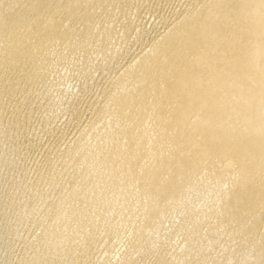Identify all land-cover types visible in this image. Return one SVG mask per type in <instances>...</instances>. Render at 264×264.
Wrapping results in <instances>:
<instances>
[{
    "label": "rangeland",
    "instance_id": "rangeland-1",
    "mask_svg": "<svg viewBox=\"0 0 264 264\" xmlns=\"http://www.w3.org/2000/svg\"><path fill=\"white\" fill-rule=\"evenodd\" d=\"M46 1L0 19V32L15 13L53 32L27 61L0 43V264H264V147L242 141L247 89L225 90L215 40L251 0H49L44 15ZM263 95L250 115L264 118Z\"/></svg>",
    "mask_w": 264,
    "mask_h": 264
},
{
    "label": "bare ground",
    "instance_id": "bare-ground-1",
    "mask_svg": "<svg viewBox=\"0 0 264 264\" xmlns=\"http://www.w3.org/2000/svg\"><path fill=\"white\" fill-rule=\"evenodd\" d=\"M56 1L57 0H53L51 3L54 5V6H56V5H59V4H57L56 3ZM88 1V0H87ZM95 1V0H94ZM99 1H101V0H96V2H99ZM236 1V0H235ZM246 1V0H245ZM222 2V1H221ZM223 2H225V0L223 1ZM238 2V1H237ZM239 2H242V1H239ZM243 2H244V0H243ZM248 2H250L249 0L246 2V3H248ZM25 3V2H24ZM47 3H50V1L48 0V1H46V3H44L43 4V6H42V11H39V13L41 12L42 14H46V10L47 11H49V10H51V9H49V8H47V6L46 5H48ZM81 3V2H80ZM133 3V2H132ZM245 3V4H246ZM42 4V3H41ZM84 4V3H83ZM107 4V3H106ZM219 4V3H218ZM217 4V5H218ZM223 4V3H222ZM222 4H220L219 6H217V8H216V11H222L221 10V8H223L224 7V4H223V6H222ZM234 4V3H233ZM232 4V5H233ZM53 5H51V6H53ZM77 5V4H76ZM79 5V4H78ZM85 5H86V3H85ZM215 5V4H214ZM235 5V4H234ZM50 5H48V7H49ZM81 6V5H80ZM108 5H106L105 6V9H107L106 7H107ZM205 6V5H204ZM209 6V5H208ZM207 6V7H208ZM228 6V5H227ZM226 6V7H227ZM238 6V5H237ZM36 7V6H35ZM41 7V6H40ZM242 7H244V6H242ZM247 7H249V9L247 8ZM78 8V7H77ZM84 8H87V7H85L84 6ZM83 8V9H84ZM210 8H212V7H210ZM229 8V7H228ZM234 8V7H233ZM240 8V7H239ZM40 9V8H39ZM49 9V10H48ZM79 9V8H78ZM82 9V8H81ZM88 9V8H87ZM207 9V8H206ZM236 9V8H235ZM241 9V8H240ZM15 9H13V11H14ZM205 10V9H204ZM212 9H210V11H211ZM223 10H224V8H223ZM227 10V9H226ZM234 10V9H233ZM242 10V9H241ZM61 11V10H60ZM71 11V10H70ZM209 11V12H210ZM214 11V10H213ZM228 11H230V10H228ZM12 12V11H11ZM11 12H9V13H11ZM85 12V10L82 12V13H78L77 14V16L79 17H82V16H85L86 17V14L84 13ZM90 12V11H89ZM223 12H225V11H223ZM234 12H235V10H234ZM237 12V11H236ZM9 13H7V14H9ZM38 13V14H39ZM49 13V12H48ZM87 13H88V10H87ZM94 13V12H93ZM204 13V12H203ZM211 13H212V11H211ZM210 13V14H211ZM220 13V12H219ZM232 13V12H231ZM231 13H230V15H231ZM240 13V12H239ZM242 13H245V18L243 19V21L241 22L240 21V23H238L237 25H235L236 26V29H234V30H231V27H229L230 28V32H229V30H227L226 28H228V27H226L224 30H222V31H220V32H218V34H217V38L215 39V40H219V42H221V40H222V38H223V40H222V43L224 42L225 44H223L222 46H220L219 45V50H216V51H218V52H216V53H218V55H216V57H218V65L220 66V64H222L223 65V62L224 61H227V63L225 64V65H223L224 66V69H226L227 67H229V68H227V69H229V72L230 73H227L226 71H227V69H226V71L222 74V75H224L225 76V73H227L228 74V77L229 78H227V76L226 77H223V79L224 78H226L227 80L228 79H230V81H231V78H233V79H235L234 81L236 82V84H234L235 82H233V84H234V86H233V84H232V81H231V84L230 83H228L227 82V80L225 81V79L223 80V79H220V78H218L217 79V81L220 83V80H223L225 83L227 82V84L229 85V87H226V86H224L225 87V90H227V89H229V90H231V89H233V93H236V94H234V95H236L235 97H238L239 95H238V93L237 92H239L240 91V89L242 90L243 88H241V86H242V83H243V85L245 84V88L247 89L246 91L244 90V94H243V92L241 91V92H239L240 93V97H238V99L237 100H239V98H241V100H239L240 101V105H237V103L235 104V105H237L236 106V108H237V110L238 109H241L240 111H243L242 113H243V116L242 117H244V118H249V119H247V120H249L250 122V125H247V127H245L246 126V124H244L245 126V128H246V131H249L248 132V136H249V138H248V141H244V140H242L243 142H245L244 144L246 145V142L248 143L247 145H246V147H250L251 145H252V143H254L253 145L255 146V144L258 142V145H260L261 144V146L262 147H264V118H260V117H258L256 114H253V115H250V111H248V109H252V108H250V104H249V100L247 99V97L249 98L250 96H251V98L253 97V96H257L258 97V95H260V94H264V0H251V3L249 4H246V8L245 9H243V11H242ZM249 14L248 16H247V14ZM6 14V15H7ZM37 14V13H36ZM35 14V15H36ZM41 14V15H42ZM90 14V13H89ZM206 14V13H205ZM215 14V13H214ZM6 15H4V16H6ZM11 15V14H10ZM48 15V14H47ZM46 15V16H47ZM59 15V14H58ZM88 15V14H87ZM92 15V14H91ZM207 15H209V14H207ZM224 15V14H223ZM235 15H237V13L235 14ZM240 15V14H239ZM243 16H244V14H242ZM251 15V16H250ZM4 16H2V17H4ZM89 16V15H88ZM197 16V15H196ZM210 16V15H209ZM215 16H216V14H215ZM225 16V15H224ZM1 17V18H2ZM10 17V16H9ZM32 17H34V15L33 16H31L30 18H32ZM42 17V16H41ZM44 17V16H43ZM91 18H92V16H90ZM90 17H87L89 20H91V18ZM204 17V16H203ZM227 17V16H226ZM236 17V16H235ZM238 17V16H237ZM0 18V19H1ZM6 18H8V16L6 17ZM11 18V23H10V25H12V23H13V27L15 28V30H14V33H12V32H7V30L6 31H1L0 32V43H1V41H4V42H7V44L6 45H4L3 46V48H4V50H6L7 52H10V50H11V52L12 51H16V53H14L16 56H17V58H18V60L20 59H23V58H25V56L27 57V55L29 54V53H25V51L28 49L32 54L33 53H36V54H40L41 52H42V45L44 44V40H45V38H46V36L47 35H49V32H51V33H53L52 32V30H51V28H50V31H48L47 32V30L46 29H49V28H46V26H45V24L47 23H43V22H41L42 24H40V25H37L36 24V22L37 21H40L41 20V18H39V19H37L38 17H36V21L34 20L33 21V19H30V18H27V16L25 17V15L23 16V14H21V13H15L12 17H10ZM9 18V19H10ZM77 18V17H76ZM84 19V18H83ZM191 19V18H190ZM46 20V19H45ZM232 20H234V19H232ZM6 21V20H5ZM9 21V20H8ZM192 21H193V19H192ZM214 21L216 22V20L214 19ZM237 21V20H236ZM90 22V21H89ZM189 22H191V21H189ZM188 22V23H189ZM197 22V21H196ZM230 22V21H229ZM235 22V21H234ZM234 22L232 23V24H234ZM85 23V22H84ZM87 23V22H86ZM85 23V24H86ZM91 23V22H90ZM184 23H185V20H184ZM202 23V22H201ZM237 23V22H236ZM9 24V23H8ZM7 24V25H8ZM84 24V25H85ZM183 24V23H182ZM194 24H195V22H194ZM210 24H212V23H210ZM209 24V25H210ZM220 24H223V23H220ZM50 25V24H49ZM87 25V24H86ZM89 25V24H88ZM184 25V24H183ZM186 25H188V24H186ZM185 25V26H186ZM189 25H190V23H189ZM196 25V24H195ZM231 25V24H230ZM192 26V25H191ZM47 27H49L48 26V23H47ZM53 27H54V25H53ZM180 27V26H179ZM196 27H198L197 25H196ZM195 27V28H196ZM222 27V26H221ZM220 27V28H221ZM2 28V27H1ZM59 28V27H58ZM84 28H86V27H84ZM183 28V27H182ZM187 28H189V26L187 27ZM205 28V27H204ZM204 28H202V29H204ZM217 28H219V27H216V29ZM7 29V28H6ZM12 29V28H11ZM54 29V28H53ZM180 29V28H179ZM184 29V28H183ZM201 29V28H200ZM199 29V30H200ZM213 29V28H212ZM1 30V29H0ZM2 30H4V28L2 29ZM188 30V29H187ZM87 31H89V30H87ZM86 31V32H87ZM179 31V30H178ZM182 31V30H181ZM210 31H211V29H210ZM214 31V30H213ZM217 31H219V30H217ZM92 32V31H91ZM183 32V31H182ZM181 32V33H182ZM203 32V31H202ZM50 33V34H51ZM55 33V32H54ZM85 33V32H84ZM178 33V32H177ZM8 34H10L9 35V38H11V39H9V40H7L6 39V37H8ZM88 34V33H87ZM175 34V33H174ZM174 34H173V36H174ZM180 34V33H179ZM209 34V33H208ZM212 34V33H211ZM78 35H80V34H78ZM84 35V34H83ZM187 34H185V36H186ZM51 36V35H50ZM166 36H169L168 34L166 35ZM164 37V38H167V37ZM171 36V35H170ZM180 36V35H179ZM184 36V37H185ZM203 36V35H202ZM208 36H210V35H208ZM207 36V37H208ZM181 37V36H180ZM63 38V37H62ZM84 38V37H83ZM87 38V37H86ZM200 38V37H199ZM209 38H211V36L209 37ZM82 39V38H81ZM180 39L181 38H179V41H180ZM207 39V38H206ZM11 40V41H10ZM176 40H178V38L176 39ZM214 40V39H213ZM48 41H50V38H49V40ZM55 41V40H54ZM165 41V40H164ZM173 41V40H172ZM187 41V40H186ZM9 42V43H8ZM82 42V41H81ZM163 42V41H162ZM166 42H169V41H166ZM165 42V43H166ZM211 42V41H210ZM46 43H47V41H46ZM52 43V42H51ZM164 43V42H163ZM216 43V44H215ZM217 43L218 42H214V44L213 45H216L217 46ZM4 44V43H3ZM2 44V45H3ZM50 44V43H49ZM173 44H174V42H173ZM175 44H176V42H175ZM179 44V43H178ZM193 44V43H192ZM196 44V43H195ZM210 44H212V43H210ZM45 45V44H44ZM43 45V46H44ZM170 45V44H169ZM184 45V44H183ZM204 45V44H203ZM209 45V44H208ZM165 46V45H164ZM177 47H178V45H176ZM175 46V47H176ZM206 46V45H205ZM46 47V46H45ZM49 47V46H48ZM51 47V46H50ZM53 47V46H52ZM60 47V46H59ZM158 47V46H157ZM184 47V46H183ZM207 47V46H206ZM218 47V46H217ZM0 48H2V47H0ZM44 48V47H43ZM173 48V47H172ZM180 48V47H179ZM178 48V49H179ZM214 48V47H213ZM47 49V48H46ZM50 49V48H49ZM48 49V51H50ZM61 49V48H60ZM171 49V48H170ZM209 49V48H208ZM212 49V48H211ZM27 50V52H29ZM43 50H45V49H43ZM56 50V49H55ZM164 50V49H163ZM182 50V49H181ZM210 50V49H209ZM213 51H214V49H212ZM47 51V50H46ZM52 51V50H51ZM53 51H54V49H53ZM58 51V50H57ZM165 51V50H164ZM183 51V50H182ZM59 52V51H58ZM57 52V53H58ZM180 52V51H179ZM201 52V51H200ZM207 52V51H206ZM210 52L211 53H213L211 50H210ZM207 53L209 56H210V54L211 53ZM1 53V52H0ZM30 53V54H31ZM46 53V52H45ZM181 53V52H180ZM183 53V52H182ZM181 53V54H182ZM196 53V52H195ZM195 53H194V55H195ZM203 53V52H202ZM205 53V52H204ZM2 54V53H1ZM4 54H6V53H4ZM3 54V55H4ZM12 54V53H11ZM35 54V55H36ZM42 54V53H41ZM206 54V53H205ZM205 54H203V55H205ZM14 55V56H15ZM34 55V57L36 58V56ZM183 55V54H182ZM191 55V54H190ZM207 55V56H208ZM7 56H9L10 57V54L8 55L7 54ZM30 56H32V55H30ZM40 56V55H39ZM186 56V55H185ZM207 56H206V59H207ZM212 56V55H211ZM210 56V58L212 59L213 57H211ZM3 57V56H2ZM40 57H42V56H40ZM39 57V58H40ZM44 57H45V55H44ZM197 57V56H196ZM215 57V58H216ZM29 58V57H28ZM31 58V57H30ZM38 58V59H39ZM43 58V57H42ZM198 58V57H197ZM7 59H9V58H7ZM6 59V60H7ZM14 59H16L15 57H14ZM14 59H13V63L15 62L14 61ZM44 59V58H43ZM42 59V60H43ZM195 59V58H194ZM25 60L27 61V59L25 58ZM31 60H33L34 61V58L33 59H31ZM159 60V59H158ZM193 60V59H192ZM198 60V59H197ZM196 60V61H197ZM208 60V59H207ZM4 61V60H3ZM2 61V62H3ZM22 61H24V60H22ZM25 61V62H26ZM39 60H37V62H38ZM149 61V60H148ZM147 61V62H148ZM154 61V60H153ZM195 61V60H194ZM195 61V62H196ZM223 61V62H222ZM40 62H42V61H40ZM156 62V61H155ZM172 62V61H171ZM198 62V61H197ZM222 62V63H221ZM5 63V62H4ZM21 63V62H20ZM28 63V62H27ZM26 63V64H27ZM151 64H153L152 62H150ZM199 63V62H198ZM197 63V64H198ZM208 63V62H207ZM212 63V62H211ZM19 64V63H18ZM26 64H25V66H26ZM178 64V63H177ZM196 64V63H195ZM203 64V63H202ZM213 64H214V62H213ZM9 65V64H8ZM7 65V66H8ZM150 65V64H149ZM148 65V66H149ZM222 65H221V67H219L217 70L215 69V71H218L219 73L220 72H222ZM227 65V66H226ZM229 65V66H228ZM21 66H23V65H21ZM147 66V65H146ZM145 67V66H144ZM214 67H215V65H214ZM3 68H5V67H3ZM10 68V67H9ZM134 68V67H133ZM147 69H148V67H146ZM154 68V67H153ZM194 68V67H193ZM196 68H198V67H196ZM158 69V68H157ZM177 69H178V67H177ZM202 69V68H201ZM200 69V70H201ZM223 69V70H224ZM156 70V69H155ZM189 70V69H188ZM153 71V70H152ZM159 71V70H158ZM195 71V70H194ZM198 72H201V71H199V70H197ZM205 71V70H204ZM203 71V72H204ZM207 71H208V69H207ZM206 71V72H207ZM213 71V70H212ZM211 71V72H212ZM215 71H214V73H215ZM138 72V71H137ZM136 72V73H137ZM198 72H196V73H198ZM202 72V73H203ZM210 72V71H209ZM208 72V73H209ZM156 73V72H155ZM217 73V72H216ZM219 73H217L220 77H221V73L219 74ZM235 74V76H232V74ZM129 74H131V73H129ZM135 74V73H134ZM199 74V77H202L203 75L202 74H200V73H198ZM197 74V75H198ZM206 74V73H205ZM205 74H204V77H205ZM217 74H216V76H217ZM229 74H230V76H229ZM128 75V74H127ZM150 75V74H149ZM163 75V74H162ZM181 75V74H180ZM196 75V76H197ZM208 75V74H207ZM215 75V74H214ZM126 76V75H125ZM161 76V75H160ZM178 76V75H177ZM213 76V75H212ZM212 76H211V78H212ZM218 76V77H219ZM4 77V76H3ZM174 77V76H173ZM231 77V78H230ZM127 78V77H126ZM147 78H149L148 76H147ZM151 78H153V77H151ZM150 78V79H151ZM155 78V77H154ZM162 78V77H161ZM164 78V77H163ZM162 78V79H163ZM167 78V77H166ZM210 78V79H211ZM165 79V78H164ZM192 79V78H191ZM203 79H206V78H203ZM208 79V78H207ZM214 79V80H213ZM213 79H211V80H213L214 81V83H217L215 80H216V78L214 77ZM122 80V79H121ZM155 80V79H154ZM168 80V79H167ZM194 80V79H193ZM192 80V81H193ZM210 80V81H211ZM238 80H240V81H242V83H241V86H240V88L239 87H237L238 85H239V83H240V81L237 83V81ZM146 81V80H145ZM161 81V80H160ZM165 81H166V79H165ZM191 81V80H190ZM191 81V82H192ZM203 81H205V80H203ZM213 81H212V84H214L213 83ZM229 81V82H230ZM148 82V81H147ZM152 82V81H151ZM155 82V81H154ZM178 82V81H177ZM183 82V81H182ZM123 83V82H122ZM161 83V82H160ZM162 83H164V80H163V82ZM167 83V82H166ZM210 83V82H209ZM153 84V83H152ZM158 84V83H157ZM156 84V85H157ZM185 84V83H184ZM226 84V85H227ZM238 84V85H237ZM154 85V84H153ZM160 85V84H159ZM175 85V84H174ZM192 85V84H191ZM202 85V84H201ZM222 85V87H223V84H221ZM225 85V84H224ZM236 85V86H235ZM158 86V85H157ZM185 86V85H184ZM209 87H210V85H208ZM207 86V87H208ZM212 86V85H211ZM214 86H216V85H214ZM213 86V87H214ZM218 86H220L219 84H217V86L215 87V88H217ZM124 87V86H123ZM126 87V86H125ZM153 87V86H152ZM152 87H151V89H152ZM165 87V86H164ZM130 88V87H129ZM138 88V87H137ZM144 88V87H143ZM142 88V89H143ZM194 88H195V86H194ZM150 89V90H151ZM203 89H204V87H203ZM209 89V88H208ZM212 89V88H211ZM219 89V88H218ZM217 89V90H218ZM220 89H222L221 87H220ZM219 89V90H220ZM224 89V88H223ZM222 89V90H223ZM117 90V89H116ZM139 90V89H138ZM144 90V89H143ZM143 90H141L142 92H143ZM173 90V89H172ZM213 90H215L214 88H213ZM210 91L211 92V94H212V96L213 95H215V94H213V92H215V91ZM218 90V91H219ZM239 90V91H238ZM119 91V90H118ZM125 91V90H124ZM140 91V90H139ZM140 91V92H141ZM149 91V90H148ZM147 91V92H148ZM205 91V90H204ZM176 92V91H175ZM200 92V91H199ZM220 92H222V91H219V93ZM223 92H224V96H225V93L226 92H228L230 95H227L226 94V97H230L231 96V93L232 92H230V91H224L223 90ZM222 92V93H223ZM145 93V92H144ZM201 93H202V91H201ZM204 93V92H203ZM207 93H209V92H207ZM232 93V94H233ZM243 95H242V94ZM138 94V93H137ZM210 94V95H211ZM217 94H218V92H217ZM216 94V95H217ZM113 95V94H112ZM118 95V94H117ZM189 95V94H188ZM199 95V94H198ZM197 95V96H198ZM220 95H221V93H220ZM219 95V98H220V100H222L221 99V97H222V95L220 96ZM234 95H232L233 97H234ZM238 95V96H237ZM243 97H242V96ZM120 96V95H119ZM137 96V95H136ZM142 96V95H141ZM185 96V95H184ZM194 96V98H195V96L196 95H193ZM200 96H202V94L200 95ZM223 96V97H224ZM232 96H231V98H232ZM264 96V95H263ZM263 96H262V98H263ZM154 97H155V95H154ZM203 97H205V96H203ZM217 97V96H216ZM216 97H214L213 99H215ZM222 97V98H223ZM226 97H224L225 98V100H227L226 99ZM136 98V97H135ZM202 98V97H201ZM206 98H208V97H206ZM230 98V99H231ZM126 99H128V98H126ZM203 99V98H202ZM205 99V98H204ZM216 99H218V98H216ZM230 99L228 100V101H230ZM250 99V98H249ZM125 100V99H124ZM144 100V99H143ZM191 100V99H190ZM196 100V99H195ZM219 100V101H220ZM224 100V99H223ZM232 100L234 101L235 99H233L232 98ZM237 100H235V102H238ZM263 100V99H262ZM115 101V100H114ZM140 101V100H139ZM149 101V100H148ZM183 101V100H182ZM213 101V100H212ZM211 101V102H212ZM118 103H119V100L117 101ZM116 102V103H117ZM123 101L121 100V103H122ZM145 102V101H144ZM200 102V101H199ZM198 102V103H199ZM216 102H217V100H216ZM215 102V103H216ZM226 102V101H225ZM225 102H223V103H225ZM232 102V101H231ZM234 102V103H235ZM256 102V101H255ZM263 102V101H262ZM261 102V103H262ZM120 103V104H121ZM130 103V102H129ZM137 103V102H136ZM135 103V104H136ZM214 103V102H213ZM221 103V102H220ZM228 103V102H227ZM233 103V102H232ZM239 103V102H238ZM112 104V103H111ZM127 104V103H126ZM125 104V105H126ZM164 104V103H163ZM211 104V103H210ZM231 103H229V105H230ZM116 105V104H115ZM124 105V104H123ZM124 105V106H125ZM146 105V104H145ZM200 105V104H199ZM199 105H198V107H199ZM213 105V104H212ZM224 105V104H223ZM223 105H221L222 107H225L226 109H228L229 110V107H227V105L225 104V106H223ZM232 106V108L235 106H233V104H231ZM257 105V104H256ZM259 105V104H258ZM118 106V105H117ZM122 106V105H121ZM134 106V105H133ZM184 106V105H183ZM207 106H208V104H207ZM210 106V105H209ZM221 106H219V107H221ZM264 106V105H263ZM112 107V106H111ZM114 107V106H113ZM120 107V106H119ZM214 107V106H213ZM216 107V106H215ZM251 107H252V105H251ZM122 108H124V107H122ZM165 108V107H164ZM200 108V110H202L201 109V107H199ZM235 108V107H234ZM235 108V109H236ZM113 109V108H112ZM130 109V108H129ZM194 109H196V110H198L197 109V107L196 108H194ZM209 109V108H208ZM213 109V108H212ZM154 110V109H153ZM232 110V109H231ZM234 110V109H233ZM232 110V111H233ZM237 110H235V111H233L234 113H236V111ZM204 111V110H203ZM230 111V110H229ZM240 111H238L237 113H240ZM115 112V111H114ZM172 112V111H171ZM219 112V111H218ZM176 113V112H175ZM223 113V116H225V112L223 111V110H221V114ZM230 113H231V111H230ZM230 113H227L226 112V114H228V116H231L230 115ZM241 113V114H242ZM140 114V113H139ZM200 115V114H199ZM220 115V114H219ZM236 115V116H235ZM235 115H233L232 114V116H234L235 117V119H237V120H235L236 121V123L238 124L239 123V121L242 123V122H244V121H241L242 119H240L241 118V116H240V118H238L239 116V114L237 115V114H235ZM144 116V115H143ZM193 116V115H192ZM191 116V117H192ZM212 116H214V115H212ZM218 116V115H217ZM223 116H221L222 117V119H223ZM227 116V115H226ZM231 116V117H232ZM238 116V117H237ZM178 117V116H177ZM210 117V116H209ZM219 117V116H218ZM217 117V118H218ZM221 117L220 118H218V119H220V121L222 122L223 120H221ZM231 117H229V118H231ZM234 117H232V118H234ZM172 118V117H171ZM198 118V117H197ZM196 118V119H197ZM232 118L231 119H229V120H231V121H233L232 120ZM240 119V120H239ZM102 120V119H101ZM128 120H129V118H128ZM169 120V119H168ZM198 120V119H197ZM227 120H228V117H227ZM226 120V121H227ZM243 120H245V119H243ZM208 121H209V118H208ZM225 121V122H226ZM231 121H230V123H231ZM235 121H233L232 122V126L233 125H235L236 123H235ZM238 121V122H237ZM246 121V120H245ZM130 121H128V123H129ZM195 122V121H194ZM206 122V121H205ZM210 122V121H209ZM218 122V121H217ZM177 123V122H176ZM199 123H201V122H199ZM207 123V122H206ZM205 123V124H206ZM247 123V122H246ZM175 124V123H174ZM204 124V123H203ZM208 124V123H207ZM222 124H223V122H222ZM222 124H220V125H222ZM236 124V125H237ZM228 126H229V123L227 124ZM230 125V126H231ZM243 125V124H242ZM205 126V125H204ZM212 126V125H211ZM226 126V125H225ZM151 127V126H150ZM202 127V126H201ZM212 127H215V126H212ZM239 127H243V126H238V128ZM249 127V128H248ZM120 128V127H119ZM118 128V129H119ZM233 128H237V127H233ZM248 128V129H247ZM191 131V130H190ZM201 131V130H200ZM208 131V130H207ZM244 131V130H243ZM242 131V132H243ZM245 131V132H246ZM228 132V131H227ZM233 132V131H232ZM245 132H243V133H245ZM155 133V132H154ZM164 133V132H163ZM247 133V132H246ZM123 134V133H122ZM204 134H205V132H204ZM207 134V133H206ZM228 134V133H227ZM201 135H203L202 134V132H201ZM214 135H216V134H214ZM229 135H230V133H229ZM197 136V135H196ZM238 137H240L239 135H237ZM201 137V136H200ZM217 137V136H216ZM230 137V136H229ZM246 137H247V135H246ZM245 137V139L247 140V138ZM195 138V137H194ZM207 137H204V138H202V139H204V141H205V139H206ZM221 138V137H220ZM235 138H236V136H235ZM192 139V138H191ZM208 139V138H207ZM210 139V138H209ZM229 139V138H228ZM200 140V139H199ZM233 140V139H232ZM258 140V141H257ZM212 141V140H211ZM210 141V142H211ZM257 141V142H256ZM228 142H229V140H228ZM233 142V141H232ZM242 142V143H243ZM205 143H207V142H205ZM221 143H222V141H221ZM220 143V144H221ZM231 143V142H230ZM241 142H240V144H242ZM133 144V143H132ZM194 144V143H193ZM212 144H214V143H212ZM223 144V143H222ZM221 144V145H222ZM225 144V143H224ZM235 144V143H234ZM244 144H242L243 145V149L245 148V146H244ZM164 145V144H163ZM205 145V144H204ZM228 145V144H227ZM239 145V144H238ZM238 145H236V146H238ZM252 145V146H253ZM127 146V145H126ZM161 146V145H160ZM176 146V145H175ZM240 146V145H239ZM252 146H251V148H252ZM253 146V147H254ZM261 146H260V148H261ZM256 147V146H255ZM128 148V147H127ZM258 148H259V146H258ZM257 148V149H258ZM114 149V148H113ZM120 149V148H119ZM252 149H255V148H252ZM255 150V151H257L256 152V154H254L255 156H257V154L259 155V153H260V151L259 150H261V149H259V150ZM110 150V149H109ZM138 150V149H137ZM137 150H135V151H137ZM165 150V149H164ZM242 150V149H241ZM245 150V149H244ZM246 150H247V148H246ZM249 150V149H248ZM248 150L246 151L247 153H248ZM263 150V149H262ZM261 150V151H262ZM123 151V150H122ZM163 151V150H162ZM139 152V151H138ZM141 152V151H140ZM263 152V151H262ZM262 152L260 153L261 155H263L264 156V154H262ZM128 153V152H127ZM110 154H112V153H110ZM109 154V155H110ZM119 154V153H118ZM117 154V155H118ZM142 154V153H141ZM157 154V153H156ZM167 154V153H166ZM169 154V153H168ZM99 155V154H98ZM113 155H114V152H113ZM130 155H132V154H130ZM161 155V154H160ZM261 155L259 156V157H261ZM121 156V155H120ZM165 156V155H164ZM163 156V157H164ZM255 156H253V157H255ZM116 157V156H115ZM126 157V156H125ZM137 157V156H136ZM142 157V156H141ZM140 156H139V158H141ZM146 157V156H145ZM258 157V156H257ZM256 157V158H257ZM257 158V159H261V158ZM118 158V157H117ZM130 158V157H129ZM165 158V157H164ZM163 158V159H164ZM264 158V157H263ZM125 159V158H124ZM163 159H161V160H163ZM117 160V159H116ZM116 160H115V162H116ZM262 160V159H261ZM122 161V160H121ZM124 161V160H123ZM125 161H127V160H125ZM168 161V160H167ZM262 161H264V160H262ZM120 162V161H119ZM134 162V161H133ZM164 162V161H163ZM177 162V161H176ZM104 163V162H103ZM117 163V162H116ZM167 163V162H166ZM136 164V163H135ZM150 164V163H149ZM157 164V163H156ZM128 165V164H127ZM167 165V164H166ZM124 166V165H123ZM126 166V165H125ZM165 166V165H164ZM113 168H115V167H113ZM113 168H111V170L113 169ZM124 169H125V167H123ZM121 169V168H120ZM142 169V168H141ZM162 169V168H161ZM116 170H117V168H116ZM164 170H165V168H164ZM163 170V171H164ZM105 171V170H104ZM113 171V170H112ZM115 171V170H114ZM155 172V171H154ZM157 172V171H156ZM172 172V171H171ZM107 174V173H106ZM113 174V173H112ZM158 174H160V173H158ZM169 174V173H168ZM108 175V174H107ZM152 175V174H151ZM162 175V174H161ZM160 175V176H161ZM111 176V175H110ZM109 176V177H110ZM141 176V175H140ZM157 176V175H156ZM149 178V177H148ZM147 178V179H148ZM157 178V177H156ZM163 178V177H162ZM109 179V178H108ZM157 180V179H156ZM122 181V180H121ZM155 181V180H154ZM157 182V181H156ZM155 182V183H156ZM158 183V182H157ZM162 183V182H161ZM151 184V183H150ZM101 186V185H100ZM151 186V185H150ZM153 186V185H152ZM107 188V187H106ZM98 191V190H97ZM96 192V191H95ZM74 194V193H73ZM87 200V199H86ZM65 204V203H64ZM75 206V205H74ZM263 242V241H262Z\"/></svg>",
    "mask_w": 264,
    "mask_h": 264
},
{
    "label": "water",
    "instance_id": "water-1",
    "mask_svg": "<svg viewBox=\"0 0 264 264\" xmlns=\"http://www.w3.org/2000/svg\"><path fill=\"white\" fill-rule=\"evenodd\" d=\"M26 0H0V18Z\"/></svg>",
    "mask_w": 264,
    "mask_h": 264
}]
</instances>
